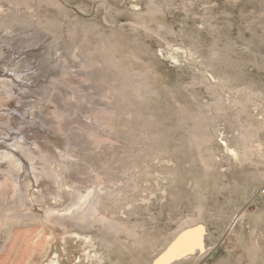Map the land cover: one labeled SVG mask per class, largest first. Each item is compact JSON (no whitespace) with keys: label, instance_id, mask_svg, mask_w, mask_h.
<instances>
[{"label":"rangeland","instance_id":"obj_1","mask_svg":"<svg viewBox=\"0 0 264 264\" xmlns=\"http://www.w3.org/2000/svg\"><path fill=\"white\" fill-rule=\"evenodd\" d=\"M11 71L32 78L0 86V121L23 127L7 139L66 136L48 134L51 176L96 190L98 245L40 218L73 194L19 219L14 196L0 264H152L197 225L204 250L174 264H264V0H0Z\"/></svg>","mask_w":264,"mask_h":264},{"label":"bare ground","instance_id":"obj_2","mask_svg":"<svg viewBox=\"0 0 264 264\" xmlns=\"http://www.w3.org/2000/svg\"><path fill=\"white\" fill-rule=\"evenodd\" d=\"M11 72L12 74H10V76H7L4 79H0L1 87L4 88L8 87L9 86L8 83L14 86L15 85L20 86V84L17 83L19 80L21 81L20 83L24 84L25 87V83L32 78V74L26 75V77L21 78L22 75H19L18 72H13V71ZM1 121H0V138L3 142L0 140V176H2V179H0V201L5 203L10 197H14V196L16 197L13 203H15L17 208H20L21 211L16 212L13 215L14 219L25 218V217H29V218L38 217L37 213L42 212L40 211L41 210L40 208H43L42 207L43 202L40 201V198L50 199L51 200L49 201L50 204H54L58 206L59 204H62L64 196H68V195L70 196L71 194H73L74 196L72 202L68 206L66 205L64 209L45 210L42 212L43 215L40 216V218L44 222L56 224L57 227L74 229L77 236H79L81 234V231H83L86 233V235L82 237L80 236L81 238L89 241L90 243H93V245H98L96 241L97 236L94 239L93 238L94 236L90 234L91 232L88 233V231L86 230L87 228H89L90 221L97 219L96 223L99 222L98 220L99 218H96L97 215L96 214L97 195L95 192L96 190L92 192L86 190L85 193L82 194L81 191L76 187L74 186L72 187L71 185H70L71 187L68 186L65 180L63 179L55 180V178L51 176L52 174L50 172L51 165L55 161V163H57V165L60 166L61 160L60 162L57 161L56 157L59 156H55L54 150L58 147H56L57 145H54V147L51 146L53 144L50 143L51 136L49 137L48 134L49 135L53 133L57 134L65 142H66V136L57 130L56 131L50 130L48 131L49 133L46 132V134H43L39 132V130H34L31 127L32 125L36 124L35 122H26L24 125L25 126L30 125L31 129L27 130V128H25L23 135L27 137L30 135V134L28 135V133L31 132L32 135L31 138L22 137L18 139H10V138L7 139L12 129L16 128L22 131L23 127H20L16 120H15L16 123L15 121H12L10 123L9 122L6 123L5 121L1 122ZM41 140H43L46 143L47 146L46 148L43 146ZM7 141H12V143L7 144ZM227 151L229 157L232 159V161L234 160V162L235 161L238 162L240 160V157L242 159L245 156V154L241 155L233 147L227 148ZM59 154L60 152H58V155ZM62 158L63 156H61L60 159ZM61 166L63 167L65 165H61ZM59 170H57V172ZM55 172H53V174ZM61 175L63 176V174ZM59 176H55V177L60 178ZM32 178L35 181L34 183L35 186L32 184L33 183ZM41 190H43L47 196L41 197L40 196ZM82 222H85L86 224H83ZM205 232H206L205 227L200 225L188 227V228L186 227L185 229H182L174 237V239L167 245V247L154 258L152 264H174L183 257L191 255L192 252H194L195 250L201 252L202 250H204L203 246H205L203 245L205 244L203 243L205 239L204 236ZM197 239L199 241V247L192 246L191 248H189V245H194ZM37 240L39 239L37 238ZM53 255L54 256H52L51 259L44 264H60L58 261V255L56 254Z\"/></svg>","mask_w":264,"mask_h":264},{"label":"snow or ice","instance_id":"obj_3","mask_svg":"<svg viewBox=\"0 0 264 264\" xmlns=\"http://www.w3.org/2000/svg\"><path fill=\"white\" fill-rule=\"evenodd\" d=\"M192 246L199 247V241H198V239H197V241L195 242L194 245H189V248H191Z\"/></svg>","mask_w":264,"mask_h":264}]
</instances>
